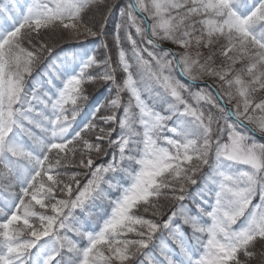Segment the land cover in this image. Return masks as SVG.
<instances>
[{"label":"snow or ice","instance_id":"snow-or-ice-1","mask_svg":"<svg viewBox=\"0 0 264 264\" xmlns=\"http://www.w3.org/2000/svg\"><path fill=\"white\" fill-rule=\"evenodd\" d=\"M257 134L264 0H0V264H264Z\"/></svg>","mask_w":264,"mask_h":264},{"label":"trees","instance_id":"trees-1","mask_svg":"<svg viewBox=\"0 0 264 264\" xmlns=\"http://www.w3.org/2000/svg\"><path fill=\"white\" fill-rule=\"evenodd\" d=\"M21 3H23V0H21ZM132 32H133V35L135 36V30L134 29L132 30ZM137 39H139V38L137 37ZM166 45H169V44H166ZM49 70L51 71V69H49ZM105 95H106V93H104L103 89H101V92L99 94H97V99L103 100ZM16 190L18 191V188ZM3 195H8V193H3ZM185 231L187 232L188 229L185 228ZM67 235L72 239L75 237L74 233H72V232H68ZM160 236H161V232L158 231L156 233V238H154V241H153L154 244L160 243V240H159ZM163 237H164V242L167 243L169 245V247L175 248V244L172 242L171 237H169L166 232L163 233ZM149 248L152 249V245H150ZM145 251H148V250H145ZM153 254L158 256L159 255L158 249L154 250Z\"/></svg>","mask_w":264,"mask_h":264},{"label":"rangeland","instance_id":"rangeland-1","mask_svg":"<svg viewBox=\"0 0 264 264\" xmlns=\"http://www.w3.org/2000/svg\"><path fill=\"white\" fill-rule=\"evenodd\" d=\"M166 47H174L173 45H171V44H169V45H165ZM257 135H259V134H257ZM73 239H79L78 237H74Z\"/></svg>","mask_w":264,"mask_h":264},{"label":"water","instance_id":"water-1","mask_svg":"<svg viewBox=\"0 0 264 264\" xmlns=\"http://www.w3.org/2000/svg\"><path fill=\"white\" fill-rule=\"evenodd\" d=\"M257 139H258V140H259V139H260V140H264V138H260L259 136H257Z\"/></svg>","mask_w":264,"mask_h":264}]
</instances>
